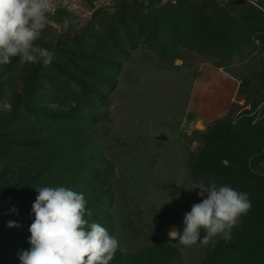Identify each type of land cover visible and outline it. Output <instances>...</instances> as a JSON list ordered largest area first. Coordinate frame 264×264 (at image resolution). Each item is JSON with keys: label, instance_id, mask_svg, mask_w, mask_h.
Instances as JSON below:
<instances>
[{"label": "rangeland", "instance_id": "1", "mask_svg": "<svg viewBox=\"0 0 264 264\" xmlns=\"http://www.w3.org/2000/svg\"><path fill=\"white\" fill-rule=\"evenodd\" d=\"M51 3V64L0 65V264L60 186L118 240L109 264H264V0ZM191 182L249 195L231 240H169L206 198Z\"/></svg>", "mask_w": 264, "mask_h": 264}, {"label": "clouds", "instance_id": "2", "mask_svg": "<svg viewBox=\"0 0 264 264\" xmlns=\"http://www.w3.org/2000/svg\"><path fill=\"white\" fill-rule=\"evenodd\" d=\"M51 7V0H0V65L10 64L12 57H19L21 62L51 64L54 53L35 43ZM68 24L65 19V29ZM184 188L199 189L197 195L206 198L184 214L182 233L170 228L169 240L183 246L198 240L207 244L218 235L231 240V230L251 208L249 195L227 184L217 187L215 183L191 182ZM36 191L34 220L29 227L31 248L18 253L21 264H109L113 260L119 242L102 225L90 222L92 211L86 209L83 193L63 186L38 187ZM86 214L89 219H85ZM19 226L15 221L8 222L10 228ZM201 229L205 231L203 238Z\"/></svg>", "mask_w": 264, "mask_h": 264}, {"label": "water", "instance_id": "3", "mask_svg": "<svg viewBox=\"0 0 264 264\" xmlns=\"http://www.w3.org/2000/svg\"><path fill=\"white\" fill-rule=\"evenodd\" d=\"M199 129H201V128H199ZM155 139L157 141H161V142H168L170 140V137L167 133H161L160 135L155 137Z\"/></svg>", "mask_w": 264, "mask_h": 264}, {"label": "bare ground", "instance_id": "4", "mask_svg": "<svg viewBox=\"0 0 264 264\" xmlns=\"http://www.w3.org/2000/svg\"><path fill=\"white\" fill-rule=\"evenodd\" d=\"M198 127H199V128H202V124H201V123H198Z\"/></svg>", "mask_w": 264, "mask_h": 264}]
</instances>
